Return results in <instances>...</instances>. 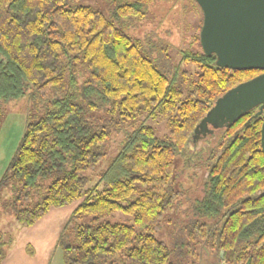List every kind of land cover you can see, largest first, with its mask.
Wrapping results in <instances>:
<instances>
[{"label": "trees", "instance_id": "1", "mask_svg": "<svg viewBox=\"0 0 264 264\" xmlns=\"http://www.w3.org/2000/svg\"><path fill=\"white\" fill-rule=\"evenodd\" d=\"M153 1L118 3L106 17L68 0H0V108L29 91L35 110L0 179L19 186L13 218L29 227L50 207L80 198L71 216L91 218L74 226L72 239L66 226L60 232L65 264H118L119 256L124 264H166L169 249L155 233L179 194L173 180L181 154L206 166L201 196L189 203V224L166 220L184 236L181 243L209 242L217 251L213 264H264L261 117L248 110L199 133L188 154L215 99L260 69L220 67L214 54L199 50L180 58L197 65L194 75L177 66L168 74L116 24L143 18ZM142 115L165 118L167 135L134 125ZM116 134L118 150L90 185L88 173L106 158ZM116 211L133 223L98 221ZM4 243L0 237V263Z\"/></svg>", "mask_w": 264, "mask_h": 264}, {"label": "rangeland", "instance_id": "2", "mask_svg": "<svg viewBox=\"0 0 264 264\" xmlns=\"http://www.w3.org/2000/svg\"><path fill=\"white\" fill-rule=\"evenodd\" d=\"M134 0H68L69 5L84 4L100 11L104 16L110 17L112 10L118 3H129ZM202 23V11L195 0H154L145 9V15L141 19L131 17L116 21V24L133 39L139 41L141 51L157 61L161 67L169 72L174 71L177 66L179 70L188 71L194 75L198 71L196 64L180 61L186 52H196L201 49L200 42L196 40ZM184 84V89L186 88ZM25 93L18 99L11 100L0 108V179L7 170L8 164L14 156L16 147L21 138L27 115L35 110L31 108ZM134 122V123H133ZM132 123L134 125L143 122L152 126L156 135L164 138L168 132L167 121L163 117L145 118L139 116ZM213 132L210 125L208 129ZM213 129V130H212ZM201 131H197L193 138L194 142L188 147V154L193 153L196 139ZM120 134L113 135L109 144L106 158L88 173L93 185L97 182V173L107 166L110 157L119 148ZM184 155H175L176 171L173 180V188L179 194L175 204L165 211L164 220L160 230L155 236L163 240L168 249L169 256L166 264H213L217 260V251L208 242L190 241L183 245L185 240L181 232L173 230L172 224L167 219L178 223L180 228L187 226L192 218L189 211V203L201 196L202 185L205 176V163H194L188 161ZM17 185L0 184V237L5 242L6 255L18 256L19 250L24 249L25 244L30 243L37 252L46 259L48 264H65L61 247L51 238L57 237L66 226L69 239L73 237V228L78 223H88L90 216L83 215L81 218L71 216L74 208L79 204L80 198L75 199L62 207H50L48 212L41 217L34 228H27L16 222L12 215V201L17 193ZM136 195H132L133 199ZM98 221H109L112 223L132 224V216L121 211L113 212L111 215L99 218ZM60 230L59 234L58 231ZM56 235V236H55ZM58 238V237H57ZM10 240V242H9ZM57 241V240H56ZM16 260V259H14ZM118 264L126 263L123 256L117 257Z\"/></svg>", "mask_w": 264, "mask_h": 264}, {"label": "water", "instance_id": "3", "mask_svg": "<svg viewBox=\"0 0 264 264\" xmlns=\"http://www.w3.org/2000/svg\"><path fill=\"white\" fill-rule=\"evenodd\" d=\"M202 11L199 42L220 67L264 69V0H195ZM258 104H264V72L240 82L217 97L197 131L220 128ZM264 152V119L260 128ZM223 251H220L222 256Z\"/></svg>", "mask_w": 264, "mask_h": 264}, {"label": "crops", "instance_id": "4", "mask_svg": "<svg viewBox=\"0 0 264 264\" xmlns=\"http://www.w3.org/2000/svg\"><path fill=\"white\" fill-rule=\"evenodd\" d=\"M40 219H38L33 225H31V226H29L27 228L28 229L29 228H34L35 225H38L36 223ZM60 230L61 229H59L57 234H59ZM58 236L59 235H57V237ZM57 237H54V235H53V237L51 238V243L54 242V240H55V243H56ZM9 242H10V240H9ZM23 248L24 249L18 251V253H17L18 256H16L15 258L14 257L9 258V256L6 255L4 260L0 264H48V259L42 257L40 255V253L37 252V249L35 247H33L30 243L25 244V246ZM14 259H16V260H14Z\"/></svg>", "mask_w": 264, "mask_h": 264}, {"label": "flooded vegetation", "instance_id": "5", "mask_svg": "<svg viewBox=\"0 0 264 264\" xmlns=\"http://www.w3.org/2000/svg\"><path fill=\"white\" fill-rule=\"evenodd\" d=\"M262 72H264V69H262V70L260 69L259 73H262ZM250 110L253 111L252 117H261V124H262V121L264 119V104H258L255 107L251 108ZM261 124H260V128H261ZM210 125L211 124L208 123L206 125V128L204 129V131L207 130ZM209 130H211V129L209 128ZM201 132L203 133V131H201Z\"/></svg>", "mask_w": 264, "mask_h": 264}]
</instances>
